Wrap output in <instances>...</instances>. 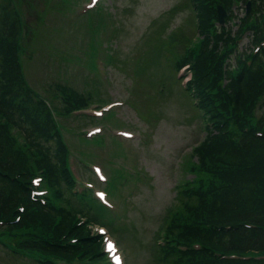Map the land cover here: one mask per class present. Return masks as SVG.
<instances>
[{
	"label": "rangeland",
	"instance_id": "1",
	"mask_svg": "<svg viewBox=\"0 0 264 264\" xmlns=\"http://www.w3.org/2000/svg\"><path fill=\"white\" fill-rule=\"evenodd\" d=\"M77 1L61 0L63 3L61 5V2L54 3L53 1L50 4L47 0H15V8L19 11V15H23L24 21L21 36L22 52L24 53L22 57L32 68L29 60L30 51H34L32 53L34 56L38 51L40 57L35 58L33 62L37 68L36 78L40 82L44 79L48 80L55 90L63 91L58 87L59 84H63L60 86L67 85L66 87L69 89L79 90L84 93L82 96H85L92 86L93 89H100L99 98L91 96V99L96 98L94 100L96 105L100 102L107 103L117 96L124 99L126 103L123 108L121 110L120 107L115 108L117 116L124 123L109 127L108 122L110 121L106 117L97 118L86 115L83 118L70 114H67L69 117L65 116L64 118L58 114L55 116V119L59 120L60 126L58 130H54V134L57 133L59 139L62 136L63 140H67L71 145L68 158H70L71 168L78 182L68 184V192L63 190L55 201L52 200L54 189L49 188L46 203L42 202L47 184L39 187L42 191L34 194L30 200L28 198L24 200L22 196H18L17 204L20 206L24 205L26 200L31 202L28 204L29 219L25 218L22 221L15 216L11 221H7L4 217L5 214L0 213V264H39L19 252L12 254L7 248V245L15 244L18 239L30 231L32 239L35 241L45 238L50 242L54 241V245L68 239L69 236L72 238L75 228L79 225H85L89 233L97 231V224L100 222L97 220L100 219H90L94 224L81 221L84 210H74L75 206L76 208L81 207L84 199L89 197L88 194L91 196L94 193L95 187L93 186L105 190L107 197L113 203L112 207H116L112 211L120 216H113L114 221L107 222L103 218L106 211L101 209V204L93 198L85 200L92 205L89 211L96 212L97 216L101 217V221L106 222L104 224L107 226H105L107 231L104 233V238L107 240L113 235L119 240L128 257L126 264H157L155 248L152 243L153 235L162 221L160 215H163L165 209L173 201L176 191L175 184H178L183 177L190 178L193 174L190 171L184 172V174L182 171L185 155L191 151L194 144L203 138L204 130L201 128V124H204L205 121L204 119L203 121L198 120L194 108L190 104V99L185 94L187 91L178 84V71L174 69L175 62L171 59L172 55L170 56L164 47L160 53H155L152 48V40L148 38V35L153 29H159L162 23H165L164 37L167 38L169 33L178 36L179 32L183 40L190 37L185 44V51H188V49L196 47V42L202 39V33L199 32L186 0H114L110 7L111 15H104L105 26L111 27H107L101 32L97 31L94 35L95 38L90 35L81 38V44H78L76 33L73 32L75 28L74 16L78 12L79 4L74 5L75 9L71 13L66 11L67 7ZM104 1L106 2L104 5L108 6L109 0ZM158 25L159 27H157ZM116 27L120 29L109 41L111 29ZM147 41H151V45ZM244 42L245 38H241L239 41V43ZM69 45L70 47H67ZM113 46L115 47L112 48ZM149 46L151 48L144 53ZM181 47L178 45L176 48L180 50ZM81 48L82 50L87 48L88 51H90L89 48H92L98 55L93 56L94 61L90 62H82L75 57L68 59L69 56L75 54L80 57L82 55L86 59L87 51H82ZM116 51L120 60L118 61L119 68L113 67L112 71L103 78L97 72L99 70L103 72L104 68L100 66L99 69L96 59H99V55H101L103 61L106 54L116 53ZM143 53L148 66L138 70L136 62ZM49 57L50 61L47 62L46 58ZM32 71L34 69L28 76L31 85V81H35ZM182 71L181 67L179 73ZM98 76L103 81L101 87L97 81L95 83L93 81ZM41 92L50 95L48 87L44 84H42ZM55 101L59 106V101ZM262 110L257 109L253 111V114L256 116ZM2 122L3 118L0 115V125L5 124L7 127L8 134L4 136L9 142L10 150H14L19 159L16 164L17 171L14 173V179L18 181L16 185L28 188L31 184H35L37 176L46 178L45 168L40 166V160L36 159L38 153L30 151L28 143L23 141L22 135L13 126ZM96 123L102 125L100 127L103 128L98 133L101 135V142L100 139L93 142L84 138L88 136H85L81 131V128L85 131L89 130L92 126L90 124ZM74 128L77 130L72 132L71 129ZM121 130L131 131L133 137L127 139L121 134ZM123 142L124 145L121 146ZM90 166H96L102 173L104 171L106 179H110L112 182L101 179V181H105L101 184L100 179L89 171ZM114 166H123L127 170L120 182L115 176L120 172H114ZM136 169L140 173V180L137 183L136 180L130 178V172H134ZM65 172L66 175L69 173V167ZM106 182L107 184H105ZM113 183L117 185L118 194L114 192L112 198L107 189L113 191ZM80 184L86 187H82ZM136 184V188H130ZM8 188L14 189L15 184H8ZM48 202L59 205L56 209L57 213L49 212L45 217L40 214V218L35 221L33 214L38 212L39 206L48 204ZM83 208H85L84 205ZM16 210H19V208L16 209V206L10 208L12 212ZM60 212H66L67 217L63 219ZM21 214L23 211L14 215L20 218ZM8 215H13V213L9 212ZM112 222L126 227L123 226L122 229L117 228L116 231H112ZM57 223H59V227H57ZM63 223L66 232L63 231L61 235H57L56 233L60 231ZM70 228L71 230H69ZM100 239L101 234H98L94 239L97 246L103 245ZM157 239L155 238V241ZM172 246L174 245L172 244ZM28 249L34 250L32 254L39 258L41 264H56L58 258H69L66 253L60 255L56 251H43L34 247ZM98 254L101 253L92 254L88 260L93 258L97 260ZM91 263L93 264V260Z\"/></svg>",
	"mask_w": 264,
	"mask_h": 264
},
{
	"label": "trees",
	"instance_id": "2",
	"mask_svg": "<svg viewBox=\"0 0 264 264\" xmlns=\"http://www.w3.org/2000/svg\"><path fill=\"white\" fill-rule=\"evenodd\" d=\"M186 1L199 32L202 33L195 63L191 66L192 82L197 89L202 84L208 85L207 92H197V104H190L198 120L208 118L216 123L222 122L224 126L209 127L201 124L205 134L192 146L182 169L183 173L190 171L193 174L190 178L183 177L175 184L173 201L161 215L162 221L153 235L155 260L157 264H264V257L247 260L221 259L210 251L218 249L222 252H238L237 254L247 251L264 254V136H256L254 131L257 128L264 134V112L261 117L253 114L257 99L264 96V47L258 53L252 55L248 52L244 57L236 50L233 53L236 66L232 67L229 53L236 49L231 35L234 32L230 31L229 26L228 30L222 29L220 33L214 31L216 42H212L209 36L211 18L217 17L216 4H223L227 13L232 15L231 0ZM251 1V12L241 19L240 25L245 23L252 28L254 41H257L264 32V0ZM87 22L92 24L91 16ZM192 26L194 29L193 20ZM165 27V23H162L161 28L153 29L148 38L152 40L155 53H160L164 47L172 55L174 69H177L189 60L185 44L190 37L183 40L179 32L178 36L169 33L166 38L163 36ZM22 28L23 15H19L15 8V0H0V115L2 123L14 126L24 142L28 143L30 151L38 153L36 159L45 168L44 180L54 189L52 200L55 201L63 190L68 192L67 185L70 184L65 172L67 145L58 138L57 133L54 134L56 129L48 106L20 74L16 43L22 41ZM147 42L151 45V41ZM178 45L183 47L182 51V48L177 50ZM150 48L151 46L145 49L144 53ZM144 53L137 59L138 70L148 66ZM247 56L251 58L248 67L245 65ZM46 60L49 62L50 57ZM109 60L115 68H119L117 51L111 54ZM60 85L63 84L58 87L64 93V112L94 100L91 99L92 95L96 98L100 96L99 90L92 86L88 94L82 96L66 87L67 85ZM6 128L5 124L0 125V213L5 214V219L10 217V208L14 206L18 196H22L24 200L28 198V193L16 185L18 181L9 179L17 171L19 159L17 153L10 150L9 142L4 136L8 134ZM226 128L233 133L225 130ZM8 184H15V188L9 189ZM28 204L31 202L26 200L19 220L29 219ZM58 207L59 205L49 202L39 206L38 212L33 214L35 221L40 218V214L45 217L49 212L57 213ZM90 208L91 203L84 199L81 207L75 206L74 210H84L89 220L101 221L96 212L89 211ZM59 214L63 219L67 217L66 212ZM112 223V231L125 226ZM63 231L64 223L60 227V233L55 229L57 235H61ZM97 236L93 232H87L85 225H79L75 228L72 239L69 236L54 245V241L50 242L45 238L35 241L30 231L17 240L16 248L31 250L28 248L34 247L43 251H56L60 255L66 253L69 258L74 255L92 256L100 250L94 241ZM158 236L164 239L163 244L155 241ZM193 240L200 242V249L181 251L170 245V241L189 244ZM98 255L100 260L102 257Z\"/></svg>",
	"mask_w": 264,
	"mask_h": 264
},
{
	"label": "bare ground",
	"instance_id": "3",
	"mask_svg": "<svg viewBox=\"0 0 264 264\" xmlns=\"http://www.w3.org/2000/svg\"><path fill=\"white\" fill-rule=\"evenodd\" d=\"M185 79L187 80L188 77L186 76ZM104 197H105V195H104ZM161 215H162V214H161ZM161 215H160V217H161ZM160 217H159V218H160ZM112 236H113V235H112ZM113 237H115V236H113ZM196 242H198V240H193V241H191L189 244H180V245L185 246L186 249H194V248L192 247V244H194V243H196ZM101 259H102V258H101ZM120 261H121V260H120ZM120 261H119V263H120Z\"/></svg>",
	"mask_w": 264,
	"mask_h": 264
},
{
	"label": "water",
	"instance_id": "4",
	"mask_svg": "<svg viewBox=\"0 0 264 264\" xmlns=\"http://www.w3.org/2000/svg\"><path fill=\"white\" fill-rule=\"evenodd\" d=\"M222 15H223V13H220V14H219V17L221 18Z\"/></svg>",
	"mask_w": 264,
	"mask_h": 264
},
{
	"label": "snow or ice",
	"instance_id": "5",
	"mask_svg": "<svg viewBox=\"0 0 264 264\" xmlns=\"http://www.w3.org/2000/svg\"><path fill=\"white\" fill-rule=\"evenodd\" d=\"M109 247H111V245H109Z\"/></svg>",
	"mask_w": 264,
	"mask_h": 264
}]
</instances>
